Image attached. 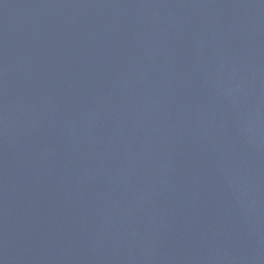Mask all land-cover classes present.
Here are the masks:
<instances>
[{
  "label": "water",
  "instance_id": "obj_1",
  "mask_svg": "<svg viewBox=\"0 0 264 264\" xmlns=\"http://www.w3.org/2000/svg\"><path fill=\"white\" fill-rule=\"evenodd\" d=\"M0 264H264V0H0Z\"/></svg>",
  "mask_w": 264,
  "mask_h": 264
}]
</instances>
